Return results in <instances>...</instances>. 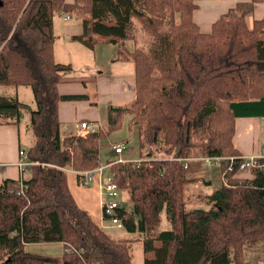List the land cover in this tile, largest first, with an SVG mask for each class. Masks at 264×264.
I'll list each match as a JSON object with an SVG mask.
<instances>
[{
  "label": "trees",
  "instance_id": "16d2710c",
  "mask_svg": "<svg viewBox=\"0 0 264 264\" xmlns=\"http://www.w3.org/2000/svg\"><path fill=\"white\" fill-rule=\"evenodd\" d=\"M258 2L264 0L239 2L205 32L194 19L196 0H0V87L30 86L37 103L31 108L0 93V123L19 124L28 111L35 136L27 150L35 163L21 178L25 194L17 193L20 181L0 183V264H55L26 250L38 242L63 243V264H133L131 239L98 226L69 189L68 169L80 177L102 164L106 133H61L58 102L87 95L57 88L73 70L54 56L60 13L81 19L76 40L91 49L117 44L119 59L133 58L136 98L108 107V132L129 116L140 157L106 164L128 192L130 208L115 215L127 232L141 235L144 264H243L245 249L264 243V167L240 177L242 153L233 144L237 117H264V17L252 27L246 19ZM200 156L226 157L228 183L212 190L208 209L187 210L188 174L205 166L181 158ZM163 213L171 227L159 230Z\"/></svg>",
  "mask_w": 264,
  "mask_h": 264
},
{
  "label": "crops",
  "instance_id": "0c3cea01",
  "mask_svg": "<svg viewBox=\"0 0 264 264\" xmlns=\"http://www.w3.org/2000/svg\"><path fill=\"white\" fill-rule=\"evenodd\" d=\"M66 1L68 3L75 2V0ZM247 1L250 0H196L197 7L194 11V19L202 31L209 32L212 29L213 23L221 15L225 14L230 8L235 7L239 2ZM60 14H62L63 20L65 22L63 29L59 28L60 36H57L55 23L53 24L54 33L57 37L54 44V56L56 61L58 56V37H61L63 40L62 42H65L67 46L68 43L69 46H77L75 42L79 44L82 43L79 40H76L74 36L80 35L84 31L81 19L75 17L74 15H69L70 18L66 19L65 17L68 14ZM263 17L264 2H258L254 5L253 11L247 16L246 19L248 25L252 27L254 20L262 19ZM125 45L127 47V43ZM98 46H100L99 49H107V54H109L111 57L115 55L117 51L116 48L119 47L117 44L112 43ZM61 48L62 50L64 49L63 45H61ZM130 48L131 45L127 47L128 50ZM64 51H67L68 57H71V50L65 48ZM102 53L105 54L104 49ZM118 57L119 54H117L115 58H111L109 60L107 59V62L111 61L108 67V69L112 70L110 73H108L109 71H105L101 63H96L93 66L96 71L93 73V79L81 77L77 78L76 76H70L63 73L64 79L57 85L60 94L87 95V99L64 100L58 102L61 133L63 136L74 133L77 134V124L80 121H96V119L92 117L93 115L97 116V118L99 117L98 113L102 111V109L98 108L100 105H107L108 112V107L110 105H130L136 98L135 64L133 58L127 57L119 59ZM69 59L71 60V58ZM60 63L71 64L73 67V62L71 61ZM28 87L30 86H19L16 88L0 87V93L10 96L16 95L23 102V95L28 97ZM11 88H14L15 90H12ZM24 90H26L25 94L23 92ZM31 92L33 95V91ZM23 103L28 104L31 108H35L37 104L35 103L34 95L33 97H30L28 102L24 101ZM91 104H94V106L97 108L95 109V107H93ZM28 113V111H25L23 117H27ZM22 121L19 124L0 123V183L7 178L20 181L23 172L18 165V161L21 158L19 151L21 149L27 151L35 142L34 133L32 129L29 128L28 124L25 127V132H23V128L20 126ZM234 124L235 134L233 136V144L240 151V153L243 155L260 153L264 144V139L261 140V137H264V117L239 116L236 118ZM25 177L27 178L28 176L26 175ZM79 178L80 177H78V173L75 170L68 169L67 179L69 189L78 206L87 210L98 226L105 229L108 233L114 235L112 232H110L111 230L108 229L111 225H108L109 223L103 218V195L100 184L98 183L99 178L97 177L92 187L89 188L80 185ZM122 228L125 229L124 227ZM26 250L29 252L42 254L45 257L56 258L57 261L55 264H63L61 257L64 252V245L61 242L29 243L26 245Z\"/></svg>",
  "mask_w": 264,
  "mask_h": 264
},
{
  "label": "rangeland",
  "instance_id": "374dc122",
  "mask_svg": "<svg viewBox=\"0 0 264 264\" xmlns=\"http://www.w3.org/2000/svg\"><path fill=\"white\" fill-rule=\"evenodd\" d=\"M55 23V30L57 32V36H60L59 33V28L63 29V26L65 25V22L63 20L62 14H57L55 15V18L53 19ZM72 22V20H71ZM140 27V25H139ZM138 27V33H142L141 27ZM57 38V37H56ZM145 38V37H144ZM149 38L143 39L141 42L144 46H149ZM62 38L58 37L57 39V51H58V56H57V61L58 62H73V70L72 71H67L65 72L66 75L70 76H76L81 77V78H94L93 73L96 72L93 66L96 63H101L102 66L104 67L105 71H109L110 73L112 70L108 69L109 63L107 62V59L115 58L116 55L118 54V49L113 57H111L109 54H107V49L105 48H100V46H97L94 49L89 48L85 44H79L77 42V46H68L65 42H62ZM61 45H63L64 49H68L72 51L71 57H68L67 51L62 50ZM131 45V48L129 49L132 51L134 49V42L131 40L127 41V47ZM2 46H0L1 50ZM104 49V53H102ZM94 50V51H92ZM71 58V60L69 59ZM69 60V61H68ZM107 69V70H106ZM12 90H15L14 88H11ZM29 93L28 97L23 95L22 99L24 101H29L30 97H33L32 95V89L28 87ZM24 94L26 93V90L23 91ZM93 107L94 104H91ZM97 107H95L96 109ZM98 108L102 109L100 113H98L99 117L94 116L92 118H95L96 124H98L102 130L106 133L105 137L102 139V144L104 145L102 152H101V161L102 164H106L109 160H118L119 158H122L124 161H135L139 160V141H138V131L136 126H132L130 128L129 126V120L130 117L127 116L123 119L122 124L120 125L119 128L116 130L108 132V116H107V105H100ZM94 109V110H95ZM24 118V117H23ZM81 120V119H80ZM222 121V118L220 119ZM79 122V121H78ZM28 124L29 128H31V116L30 113H28L27 117H25L22 121V126L23 132H25V127ZM63 127V126H62ZM32 129V128H31ZM259 138V137H258ZM264 139V137H261V140ZM193 141H195V146H194V151L200 150V145L201 143L198 142L195 138H193ZM119 142H124V151L123 154H116L115 150L113 148V145L115 143ZM174 156V155H172ZM96 168V167H95ZM94 169V168H93ZM91 170V169H90ZM197 172V173H194ZM194 172H190L188 174V177H190V182L187 185L186 189V198H185V205L187 210H191L194 208H204L208 209L210 207L207 204L208 196L212 192V190L215 187H212L207 183V181H210V179H216L219 176V171L218 168L212 167V168H202L199 170H196ZM24 174L27 176H30L31 172L29 171V167L24 171ZM25 175V176H26ZM69 175V173H68ZM249 173L243 172L239 173L240 177L247 178ZM211 183V181H210ZM93 183L90 184L89 186H86L87 188L92 187ZM84 186V185H83ZM122 198H120L121 206L124 208H130L131 202L129 201V196L127 190H122ZM171 227V224L168 219H166L165 213L162 214V221L159 225V230H164V229H169ZM111 230L114 235V237H125L131 239V249L133 253V263L134 264H144V253L142 243H141V235L138 233H129L126 231V229H123L122 227H117V226H110L108 228ZM158 229V228H157ZM115 232V233H114ZM243 264H264V243H258L253 246H249L245 249V258Z\"/></svg>",
  "mask_w": 264,
  "mask_h": 264
},
{
  "label": "built area",
  "instance_id": "2783aa9c",
  "mask_svg": "<svg viewBox=\"0 0 264 264\" xmlns=\"http://www.w3.org/2000/svg\"><path fill=\"white\" fill-rule=\"evenodd\" d=\"M66 19H69L70 16L66 15ZM77 134L81 136H86L90 132H96L102 129L98 124L91 121H80L77 124ZM124 143L120 142L113 145V148L116 153L121 154L124 151ZM20 153V160L18 161V165L22 170V177L25 178L24 171L35 162L29 161L27 159V151L24 149H21L19 151ZM241 160L239 162V170L241 173L247 172L251 174V170L258 168V167H264V144L262 147V150L260 153L257 154H247V155H241ZM180 159V158H178ZM227 159L226 157L222 156H200V157H194V158H181V160H184L187 162L188 160H196L201 161L204 168H218L219 176L216 179H213L212 186L215 188H220L222 185L228 183V178L226 175V171L221 170V165L223 160ZM230 161L233 162L234 157H228ZM119 161H124L122 158L118 159ZM117 160V161H118ZM261 160L262 163H261ZM38 163V162H37ZM110 164H101L100 166L91 169V170H85L80 172V184L84 186H89L90 184L94 183L96 181V178L98 177V183L100 184V188L102 191V210H103V218L105 221H107L112 226L117 227H123V222L121 219H119L115 215V210L119 207H121L120 198H122L121 188L117 184V182L114 180V173L109 170ZM187 167V165H186ZM230 171L233 170V166H230ZM22 178V179H23ZM22 179L19 182L18 187V194L24 195L27 186L24 184ZM105 215L109 216L108 218H105Z\"/></svg>",
  "mask_w": 264,
  "mask_h": 264
}]
</instances>
